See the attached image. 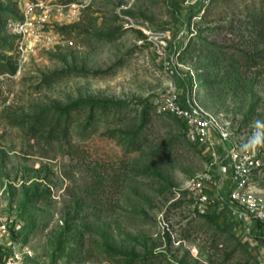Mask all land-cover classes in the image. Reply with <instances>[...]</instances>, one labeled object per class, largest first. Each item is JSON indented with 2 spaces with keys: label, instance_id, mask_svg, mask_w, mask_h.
I'll list each match as a JSON object with an SVG mask.
<instances>
[{
  "label": "rangeland",
  "instance_id": "obj_1",
  "mask_svg": "<svg viewBox=\"0 0 264 264\" xmlns=\"http://www.w3.org/2000/svg\"><path fill=\"white\" fill-rule=\"evenodd\" d=\"M15 1L0 0V222L14 243L40 264H260L241 229L196 207L188 184L211 161L163 106L177 88L216 116L255 152L264 198V0H57L84 8L24 56Z\"/></svg>",
  "mask_w": 264,
  "mask_h": 264
},
{
  "label": "built area",
  "instance_id": "obj_2",
  "mask_svg": "<svg viewBox=\"0 0 264 264\" xmlns=\"http://www.w3.org/2000/svg\"><path fill=\"white\" fill-rule=\"evenodd\" d=\"M15 3L17 14L9 20L8 29L16 41L17 52L23 56L51 46L55 37L50 28L59 18L65 19L84 8L79 2L62 4L57 0H16ZM163 109L182 121L188 137L211 161L208 171L188 184L196 207L204 214L222 213L220 203L228 208L233 220H247L242 233L260 264H264V198L254 189L259 167L255 152L234 142L216 116L204 112L194 99H183L177 88L169 92ZM214 133L219 139H214ZM218 140L224 148H219ZM218 178L221 186L214 188L212 185ZM0 264H40L29 248L14 243L7 224L1 222Z\"/></svg>",
  "mask_w": 264,
  "mask_h": 264
},
{
  "label": "crops",
  "instance_id": "obj_3",
  "mask_svg": "<svg viewBox=\"0 0 264 264\" xmlns=\"http://www.w3.org/2000/svg\"><path fill=\"white\" fill-rule=\"evenodd\" d=\"M214 188L215 187H218V186H221L220 185V178H218L216 181H215V185H212ZM211 186V187H212ZM224 187L222 186L221 187V189L222 190H224L223 189ZM216 190V189H215ZM218 207L222 210V213H220V215L222 216V217H225L234 227H236V228H238V229H241V230H243L244 229V227H245V225L247 224V220H245V219H242V220H233L232 218V216H231V213H230V211H228V208L225 206V205H223V204H218ZM226 211H228V212H226ZM226 213H227V215H226ZM229 213V214H228ZM216 215H218V214H216Z\"/></svg>",
  "mask_w": 264,
  "mask_h": 264
},
{
  "label": "trees",
  "instance_id": "obj_4",
  "mask_svg": "<svg viewBox=\"0 0 264 264\" xmlns=\"http://www.w3.org/2000/svg\"><path fill=\"white\" fill-rule=\"evenodd\" d=\"M260 37L264 39V30H262V31L260 32ZM12 40H15V39L12 38Z\"/></svg>",
  "mask_w": 264,
  "mask_h": 264
}]
</instances>
